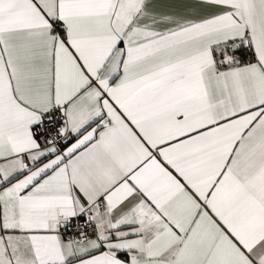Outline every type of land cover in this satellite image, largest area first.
<instances>
[{
  "label": "snow or ice",
  "instance_id": "6c2138e0",
  "mask_svg": "<svg viewBox=\"0 0 264 264\" xmlns=\"http://www.w3.org/2000/svg\"><path fill=\"white\" fill-rule=\"evenodd\" d=\"M0 264H264V0H0Z\"/></svg>",
  "mask_w": 264,
  "mask_h": 264
}]
</instances>
